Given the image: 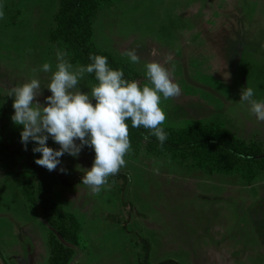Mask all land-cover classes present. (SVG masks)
<instances>
[{"label":"rangeland","instance_id":"1","mask_svg":"<svg viewBox=\"0 0 264 264\" xmlns=\"http://www.w3.org/2000/svg\"><path fill=\"white\" fill-rule=\"evenodd\" d=\"M66 1L0 0V250L9 263L49 264L64 245L74 249L68 264H264V122L240 103L247 86L264 100V0H84L83 13L95 15L89 50L106 53L129 81L149 83L145 65L172 56L165 67L181 94L162 99L161 127L188 128L194 143L160 146L126 121V166L99 194L81 183L93 149L66 153L49 172L35 163L33 142L24 150L23 128L11 119V88L38 79L40 102L51 95L57 49L87 66L65 37ZM133 49L138 64L123 55ZM44 63L52 71H42ZM97 83L85 74L79 88L90 94ZM228 135L261 158H238ZM202 136L209 142L195 140ZM212 150L224 160L210 159ZM45 203L73 216L75 243L44 218Z\"/></svg>","mask_w":264,"mask_h":264},{"label":"clouds","instance_id":"2","mask_svg":"<svg viewBox=\"0 0 264 264\" xmlns=\"http://www.w3.org/2000/svg\"><path fill=\"white\" fill-rule=\"evenodd\" d=\"M3 17L4 13L0 10V19ZM67 55L66 51L57 49L56 70L47 85L51 95L44 103L38 99L43 94L38 79L8 91L9 97L14 98L11 119L23 128L20 136L24 150L27 151L28 144L33 142L36 145L33 153L41 154L35 163L49 172L57 169L61 164L59 158L66 153L78 157L84 147L93 149V166L86 170L81 183L99 194L102 188L111 187L109 177L117 175L126 166L125 156L131 150L126 121H131L132 128L142 126L150 130V135L155 136L163 146L167 133L161 125L167 116L161 107L162 99L179 96L181 89L165 67L171 62V55L163 56V62L153 60L145 65L149 83L142 87L135 80L124 79L122 70L111 69L105 56L91 55L89 59L92 63L73 66L66 59ZM123 55L132 64L140 63L134 49ZM151 55L155 57L160 53L153 48ZM41 70L50 72L52 65L44 63ZM93 73L98 83L89 94L82 91L79 84L85 74ZM245 102L258 121L264 122V100H257L254 89L248 86L241 90L240 103ZM50 138L60 146L59 150L48 146ZM144 139L147 140L148 136ZM66 171L60 168L61 173Z\"/></svg>","mask_w":264,"mask_h":264},{"label":"trees","instance_id":"3","mask_svg":"<svg viewBox=\"0 0 264 264\" xmlns=\"http://www.w3.org/2000/svg\"><path fill=\"white\" fill-rule=\"evenodd\" d=\"M83 3L84 0H67L64 3V32L68 43L76 49L82 60L88 65L92 63V61L89 59L91 55H101L105 56L106 58H108V55L96 50L90 51L87 46V40L91 34V25L94 21L95 15H85L82 11ZM108 65L113 70H120L110 60H108ZM124 79L128 80V77L125 73ZM135 130L143 138L145 136H148L147 141L161 146L158 139L155 136L150 135V130H146L142 126L140 128H135ZM164 131L167 133V140L163 143V146L165 147L183 148L191 147L194 144L192 143L193 140L191 137L192 131H190L188 128L179 130L178 132H175L174 130L171 131L170 129H165ZM195 140H198L199 144H201L202 142H209L203 136ZM226 140L237 146L238 149L236 151V154L238 158H240L241 155L243 156V159L247 158L250 160H256L261 158V152L257 149L245 146L241 141L234 139L229 135L226 137ZM210 159L217 162H222L224 160V157L222 156V153L220 151L212 150V152L210 153ZM208 171H211L210 165H208ZM41 213L60 237L71 241L72 243L76 242V226L71 214L65 212L61 207L48 205L46 203L41 205ZM73 253V247L57 245L51 251L49 264H68ZM0 256L6 264H10L9 258H7L1 250Z\"/></svg>","mask_w":264,"mask_h":264}]
</instances>
